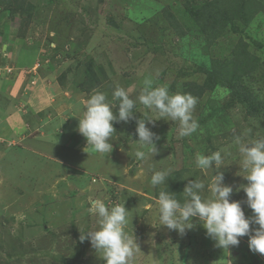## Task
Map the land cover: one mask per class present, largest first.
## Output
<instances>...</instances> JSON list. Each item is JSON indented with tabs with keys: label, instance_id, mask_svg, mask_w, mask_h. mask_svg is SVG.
Wrapping results in <instances>:
<instances>
[{
	"label": "rangeland",
	"instance_id": "rangeland-1",
	"mask_svg": "<svg viewBox=\"0 0 264 264\" xmlns=\"http://www.w3.org/2000/svg\"><path fill=\"white\" fill-rule=\"evenodd\" d=\"M212 1L0 0V59L11 37L24 45L26 59L40 54L45 67L37 70L57 81L61 93L56 100L69 104L74 99L70 122L82 114L91 94L102 91L111 100L117 85L134 99L145 81L153 87L166 83L173 94L186 93L192 84L204 82L205 73L196 70L201 64L224 66L227 73L239 70V82L264 101V0H247L246 21L241 17L245 0H218L231 4L234 12L224 32L208 40L187 5L196 9ZM196 98L197 131L181 138L178 122L157 119L148 126L160 136L159 151L145 159L135 156V119L114 122L113 149L103 154L87 141L78 150L49 136H41L35 150L28 149V138L0 133V264H105L89 240L80 241L81 233L98 226L99 218L88 212L94 199L109 207L125 202L127 231L134 232L140 247L134 264H264V255L249 249L247 236L229 252L216 247L198 218L184 235L155 227L161 190L183 202L184 186L196 179L204 181L202 194L209 195L215 171L196 168L195 157L220 149L229 153L220 171L234 189L231 199L252 215L242 188L247 184L243 157L233 141L264 136V107L251 115L231 102V92L221 86ZM50 110L44 109L42 117ZM134 111L136 118L158 115L138 100ZM164 169H171L169 178L153 187L151 176Z\"/></svg>",
	"mask_w": 264,
	"mask_h": 264
},
{
	"label": "clouds",
	"instance_id": "clouds-1",
	"mask_svg": "<svg viewBox=\"0 0 264 264\" xmlns=\"http://www.w3.org/2000/svg\"><path fill=\"white\" fill-rule=\"evenodd\" d=\"M137 100L148 110L158 113L155 118L143 114L134 116ZM198 100L190 93H170L165 83L153 87L151 81L134 99L125 88L117 85L112 99L102 91H95L85 101L82 114L78 118L77 130L85 137L87 144L97 153H111L112 137L116 129L114 122L128 123L135 119L134 139L138 144L135 153L137 159H145L149 154L155 156L159 149L156 142L160 136L152 131L149 124L155 125L157 119L178 122L179 137H190L199 127L193 112ZM243 160L241 167L246 173L247 184L243 185L247 207L252 215L245 214L239 200L231 199L233 187L224 182V173L220 171L229 154L225 149L210 154H197L195 167L203 172L215 171L207 185L209 195H203L206 185L203 180H188L183 189V202L173 192L161 190L156 200L158 205V224L176 230L180 235L194 227L193 218H198L206 235L215 242V246L227 250L238 246L240 238L248 237L249 249L264 255V136L247 142L241 136L234 137ZM147 149V152L144 151ZM171 169L155 171L150 183L153 187L162 185L169 178ZM187 178V177H185ZM88 212L95 214L98 226L81 233L80 241L89 240L105 264H134L136 253L140 250L134 232L129 233V209L125 202L115 203L111 207L101 199L89 202Z\"/></svg>",
	"mask_w": 264,
	"mask_h": 264
},
{
	"label": "crops",
	"instance_id": "crops-1",
	"mask_svg": "<svg viewBox=\"0 0 264 264\" xmlns=\"http://www.w3.org/2000/svg\"><path fill=\"white\" fill-rule=\"evenodd\" d=\"M16 39L11 37L5 40L2 51L5 53L0 59V133H7L9 138L20 141L28 138V149L35 150L40 137L49 136L54 142L72 144L80 150L86 139L75 133L78 118L70 122L74 99L69 104L56 100L61 93L57 81L37 70L39 66L45 67L44 62L39 61L40 54H32L26 59L24 45H20ZM24 94L29 96L25 98ZM46 108L52 110L42 117L41 113Z\"/></svg>",
	"mask_w": 264,
	"mask_h": 264
},
{
	"label": "trees",
	"instance_id": "trees-1",
	"mask_svg": "<svg viewBox=\"0 0 264 264\" xmlns=\"http://www.w3.org/2000/svg\"><path fill=\"white\" fill-rule=\"evenodd\" d=\"M246 2L247 0L241 5L242 10L245 9ZM230 6L232 5L228 3L219 5L218 0H214L206 3L200 8L193 9L190 5H187V8L195 21L200 25L203 32H205L207 39L210 40L217 37L219 32H224L223 30L231 23L230 13L234 12V9ZM217 8L218 10H216ZM246 16L247 13L244 11L241 17L245 20ZM196 70L205 73V80L202 84H192L185 91L186 93H190L195 97H202V95L210 94V92L215 91L218 86L225 87L232 94L231 102L240 103L251 115H259L264 107V101L257 100L258 97L255 96L247 86L239 82L240 76L242 75L239 74L242 72L238 70L240 73L238 71L235 73H227L224 66L218 67L213 65L212 67H207L204 64L197 66ZM90 72L95 74L92 69H90ZM223 109L224 108H220V111Z\"/></svg>",
	"mask_w": 264,
	"mask_h": 264
}]
</instances>
